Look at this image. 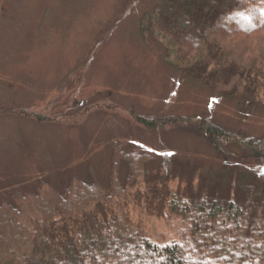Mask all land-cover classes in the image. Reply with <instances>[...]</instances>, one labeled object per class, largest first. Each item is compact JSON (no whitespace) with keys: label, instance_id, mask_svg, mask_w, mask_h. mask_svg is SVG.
Masks as SVG:
<instances>
[{"label":"trees","instance_id":"16d2710c","mask_svg":"<svg viewBox=\"0 0 264 264\" xmlns=\"http://www.w3.org/2000/svg\"><path fill=\"white\" fill-rule=\"evenodd\" d=\"M138 27L183 78L242 116L264 112V0H160ZM132 116L157 135L168 127L195 135L222 161L220 174L247 169L222 194L191 184L172 190L152 176L157 157L111 144L106 184L89 164L60 188L39 178L0 200V264H264V138L209 116ZM166 153L158 162L167 169ZM144 206L179 219L183 238L152 241L124 211Z\"/></svg>","mask_w":264,"mask_h":264},{"label":"rangeland","instance_id":"374dc122","mask_svg":"<svg viewBox=\"0 0 264 264\" xmlns=\"http://www.w3.org/2000/svg\"><path fill=\"white\" fill-rule=\"evenodd\" d=\"M159 1L0 0V111L25 113H0V200L39 178L60 188L89 164L104 184L111 144L157 157L152 176L172 190L191 184L222 194L238 182L247 166L220 174L222 161L195 135L171 127L157 135L133 119L209 116L264 138V112L240 115L169 67L162 46L141 36L140 16ZM166 152L167 169L158 162ZM124 211L154 242L183 238L181 221L162 208Z\"/></svg>","mask_w":264,"mask_h":264}]
</instances>
